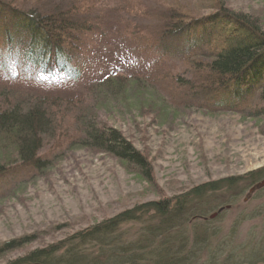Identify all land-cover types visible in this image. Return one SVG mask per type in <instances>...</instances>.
Here are the masks:
<instances>
[{"label":"trees","instance_id":"16d2710c","mask_svg":"<svg viewBox=\"0 0 264 264\" xmlns=\"http://www.w3.org/2000/svg\"><path fill=\"white\" fill-rule=\"evenodd\" d=\"M110 35L133 58L137 53L134 63L126 59L134 68L104 71L83 91H54L57 83L76 81L101 51L96 39ZM189 40L195 51L184 49ZM171 45L182 56L160 68ZM153 53L159 56L148 68L141 59ZM129 83L150 89L162 108L259 120L264 25L224 0H0V145L15 157L0 164V185L38 174L74 147L105 153L152 185L147 157L91 110L94 98L124 94ZM263 181L264 167L202 182L135 204L7 264H264V227L238 243V227L225 232L215 224ZM259 214H241L237 225ZM29 240L4 242L0 254Z\"/></svg>","mask_w":264,"mask_h":264},{"label":"rangeland","instance_id":"374dc122","mask_svg":"<svg viewBox=\"0 0 264 264\" xmlns=\"http://www.w3.org/2000/svg\"><path fill=\"white\" fill-rule=\"evenodd\" d=\"M224 1L230 10L257 16L264 25V0ZM110 37H104L109 40L102 42L98 37L101 51L97 56L82 66L76 81L57 83L54 91H63V88L67 92L83 91L86 81L100 73L127 66V58L134 63L137 53L133 58L127 44ZM191 42L183 46L185 50L195 51L190 48ZM169 48L167 58L157 62L160 68L177 64L184 51L176 53L172 45ZM110 51L112 55L107 54ZM102 52H106L103 57ZM156 56L159 55L145 56L141 62L152 68L149 63ZM128 86L129 91L124 94L116 92L94 98L91 110L103 124L119 129L147 157L154 183L149 185L105 153L80 147L65 150L50 159L38 174H23L10 186L0 185V245L13 239H30L0 254V264L61 240L135 204L177 195L202 182L264 167V117L253 120L231 112L213 115L195 107L162 108L161 99L150 89L133 83ZM11 151L0 145V164L15 160ZM258 188L228 208L215 222L225 232L230 227H238L235 238L238 243L246 241L250 232L264 227V184ZM252 211L260 214L237 225L241 214L247 216Z\"/></svg>","mask_w":264,"mask_h":264},{"label":"water","instance_id":"95a60500","mask_svg":"<svg viewBox=\"0 0 264 264\" xmlns=\"http://www.w3.org/2000/svg\"><path fill=\"white\" fill-rule=\"evenodd\" d=\"M261 184H264V181H263V182H261L259 185H261Z\"/></svg>","mask_w":264,"mask_h":264}]
</instances>
